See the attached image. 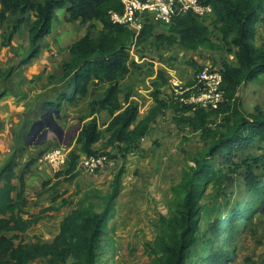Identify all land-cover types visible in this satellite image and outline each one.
I'll return each mask as SVG.
<instances>
[{
	"label": "rangeland",
	"instance_id": "1",
	"mask_svg": "<svg viewBox=\"0 0 264 264\" xmlns=\"http://www.w3.org/2000/svg\"><path fill=\"white\" fill-rule=\"evenodd\" d=\"M1 13L2 0L0 167L11 155H16V170L24 175L26 183L23 217L43 216L23 233L3 234H19L20 238H14L16 244L53 241L59 233L61 220L80 203L93 204L98 211L104 209V197L111 193L116 174L123 170L113 215L101 242L98 264H155L156 255L151 244L161 229V217L175 212L173 186L182 180L184 171L195 167V159L209 147L211 139H204L202 131L189 124H177L175 107L170 105L153 121L149 134L136 148L128 150L123 145L125 150L121 151L110 142L107 126L112 117L99 105L108 83L93 79L86 95L70 99L72 77L65 73L64 64L71 58L72 45L86 33L87 24L81 20L68 21V14L59 9L58 15H64L61 18L56 15L52 32L40 40L39 56L24 63L31 51L29 28L33 14L23 17L7 12L6 17L1 18ZM260 16H264V11ZM17 24L19 28L14 30ZM169 27L162 24L161 30L155 33H168ZM102 29L103 25L98 22L91 35L99 36ZM211 34L218 48L201 47L195 51L179 43L161 45L155 37L140 46H132L131 69L120 82L122 109L129 104L138 107L132 127L155 105L152 95L155 82L161 84L160 97L166 100L171 94L166 87L169 80L189 85L196 77L198 71L192 60L210 68H221L224 61L237 64V47L231 37L226 38L214 23H211ZM254 43L264 47L262 21L255 24ZM10 69L12 72L8 74ZM160 72L164 78L158 77ZM127 94L129 99H126ZM238 96L247 112H264V73L242 84ZM94 114L102 137L93 149L96 154H107L110 163L90 172L79 165L81 159L89 155L82 150L77 137ZM221 119L216 121L221 122ZM60 127L64 130L61 137L56 132ZM224 130L221 127L220 133ZM60 146H67L70 158L67 165L55 168L43 159V154ZM234 150L231 159L224 151L208 158L218 175L220 172L223 175L219 183L204 188L197 232L201 241L190 257L196 264L205 252L203 246L208 239L214 241V248L226 252L227 257L221 264H264V192L254 210L245 209L242 216L249 214L248 224L244 226L240 218L234 221L233 216L229 217L235 207L242 210L248 203H254L246 180L248 166L264 190V140L258 137L253 143ZM74 160L76 166L72 169ZM14 182L19 187L18 179ZM17 193L18 190L13 193L14 197ZM226 217L230 218L229 223L221 225ZM231 223L236 231L228 228ZM30 264L50 263L47 258H37Z\"/></svg>",
	"mask_w": 264,
	"mask_h": 264
},
{
	"label": "trees",
	"instance_id": "2",
	"mask_svg": "<svg viewBox=\"0 0 264 264\" xmlns=\"http://www.w3.org/2000/svg\"><path fill=\"white\" fill-rule=\"evenodd\" d=\"M201 2L213 7L215 19L211 23L216 24L226 38L230 36L231 42L237 47V64L224 61L220 68L223 74L224 99L209 107L181 105L173 99L161 98V84L155 82L152 95L156 103L134 128L132 125L137 119L138 107L129 104L122 109L120 98V82L131 69L132 46H140L155 37L161 45L173 46L179 43L195 51L201 47L218 48L212 38L209 21L200 20L188 12L173 17L168 33L156 34L159 26L151 24L146 25L136 38L130 28L114 23L111 19V11L124 10L122 0H2L1 18H5L7 12L22 14L23 17L27 13L33 14L34 19L29 28L31 51L24 63L39 56L40 40L52 32L57 9L70 4L67 7V20H81L87 24L86 33L72 45L71 58L64 64L65 73L72 77L70 99L76 100L78 95H86L93 79H102L108 83L106 95L99 105L112 117L107 126L110 142L119 146L121 151L125 150L123 145L128 150L136 148L149 134L153 121L170 105L175 107L174 120L177 124H189L201 130L204 139H211L209 147L195 159V167L184 171L182 180L173 186L175 212L171 216L161 217V229L151 244L156 255L155 264H196L190 257L194 247L201 241L197 232L200 230V202L204 188L212 183H219L223 175L222 172L218 175V170L210 164L208 158L224 151L231 159L234 148L253 143L258 137L264 140V112H247L242 107V98L238 96L242 84L253 81L264 73V47L254 43L255 24L257 21L264 23V16H260L261 11H264V0ZM98 22L103 25V29L99 36L93 37L91 31ZM18 28L17 24L14 30ZM191 63L197 71L204 68L194 60ZM11 72L12 69L8 74ZM158 77L164 78L163 73L160 72ZM193 82L194 79L189 83ZM129 97L127 94L126 99ZM221 117V122H217L216 119ZM212 124L215 126L212 127ZM221 127L225 130L220 133ZM101 137L97 119L93 118L82 126L77 142L81 143L82 150L87 155H95L93 145ZM76 159H80L79 155ZM17 166V158L13 154L0 167V184L4 183L0 186V264H30L37 258H47L50 264H98L101 242L113 215L123 170L116 174L113 190L104 197L105 207L102 211H98L93 204L82 202L61 220L59 233L53 241L32 244L20 241L16 244L14 238H20L19 234L7 236L3 232L23 233L43 217L42 214L23 217L26 183L24 175L16 170ZM75 166L74 160L71 168L74 169ZM257 178L248 166L246 180L249 191L254 196V203H248L242 210L235 207L229 215L233 216L234 221L238 218L244 220V226L249 215L242 216L245 209L249 207V210H254L257 200L264 192ZM15 179H18L19 187L14 182ZM17 190V196L14 197L13 193ZM228 219L230 218L226 217L221 220L220 224L226 225L229 223ZM228 225L230 230L236 231L232 224ZM213 243L210 239L204 242L205 252L198 264H221L225 261L226 252L224 254L214 248Z\"/></svg>",
	"mask_w": 264,
	"mask_h": 264
},
{
	"label": "built area",
	"instance_id": "3",
	"mask_svg": "<svg viewBox=\"0 0 264 264\" xmlns=\"http://www.w3.org/2000/svg\"><path fill=\"white\" fill-rule=\"evenodd\" d=\"M122 2L124 10L111 11V19L114 23L130 28L136 38L146 25H171L174 16L188 12L209 23L215 19L213 7L203 4L201 0H122ZM166 87L171 90L170 100L173 99L181 105L214 106L225 96L223 74L218 67H204L198 71L192 84L169 80ZM69 158L70 150L67 146L52 148L43 154V159L49 161L55 168L67 165ZM108 163L110 159L107 154L100 153L81 159L79 165L93 172L104 168Z\"/></svg>",
	"mask_w": 264,
	"mask_h": 264
},
{
	"label": "crops",
	"instance_id": "4",
	"mask_svg": "<svg viewBox=\"0 0 264 264\" xmlns=\"http://www.w3.org/2000/svg\"><path fill=\"white\" fill-rule=\"evenodd\" d=\"M70 4H66V6L65 7H62V8H59V9H63L64 10V12L66 13V14H68V11H67V7L69 6ZM59 9H57L56 10V12H55V18H56V15H57V17H62L64 14H61L60 16L58 15V13H59ZM157 30H161V26H159V29H157ZM164 32V31H163ZM157 77V76H156ZM105 95H106V93H105ZM103 99V98H102ZM101 99V100H102ZM93 118H96L95 117V114L94 115H92L91 117H90V119H93Z\"/></svg>",
	"mask_w": 264,
	"mask_h": 264
},
{
	"label": "water",
	"instance_id": "5",
	"mask_svg": "<svg viewBox=\"0 0 264 264\" xmlns=\"http://www.w3.org/2000/svg\"><path fill=\"white\" fill-rule=\"evenodd\" d=\"M81 125H79L78 127H80ZM35 126L33 127L32 131L34 132ZM32 132V133H33ZM56 132L58 133V135L61 137L64 134V130L60 127L58 130H56Z\"/></svg>",
	"mask_w": 264,
	"mask_h": 264
},
{
	"label": "bare ground",
	"instance_id": "6",
	"mask_svg": "<svg viewBox=\"0 0 264 264\" xmlns=\"http://www.w3.org/2000/svg\"><path fill=\"white\" fill-rule=\"evenodd\" d=\"M254 14V13H253ZM115 58V57H114ZM75 81V80H74ZM192 81H193V79H192ZM257 116V115H256ZM259 116V115H258ZM246 119H247V117H246ZM249 121V120H248ZM135 128V127H134ZM16 164V163H15ZM262 179H264V178H262ZM261 180V179H260ZM203 188V187H202ZM247 201V200H246ZM248 203V202H247ZM234 215V214H233ZM252 216V215H251ZM244 221V220H243ZM232 224V223H231ZM238 224V223H237ZM244 224V223H243ZM248 224V223H247ZM233 232V231H232Z\"/></svg>",
	"mask_w": 264,
	"mask_h": 264
},
{
	"label": "clouds",
	"instance_id": "7",
	"mask_svg": "<svg viewBox=\"0 0 264 264\" xmlns=\"http://www.w3.org/2000/svg\"><path fill=\"white\" fill-rule=\"evenodd\" d=\"M166 98V100H168V98L167 97H165Z\"/></svg>",
	"mask_w": 264,
	"mask_h": 264
}]
</instances>
